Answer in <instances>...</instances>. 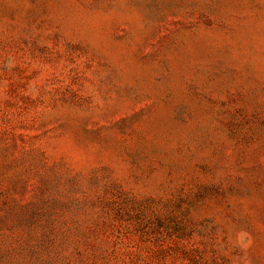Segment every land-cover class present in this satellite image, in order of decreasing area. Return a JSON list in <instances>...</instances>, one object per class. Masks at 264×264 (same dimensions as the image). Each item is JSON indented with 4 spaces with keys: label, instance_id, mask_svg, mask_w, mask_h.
Segmentation results:
<instances>
[{
    "label": "rangeland",
    "instance_id": "1",
    "mask_svg": "<svg viewBox=\"0 0 264 264\" xmlns=\"http://www.w3.org/2000/svg\"><path fill=\"white\" fill-rule=\"evenodd\" d=\"M0 264H264V0H0Z\"/></svg>",
    "mask_w": 264,
    "mask_h": 264
}]
</instances>
